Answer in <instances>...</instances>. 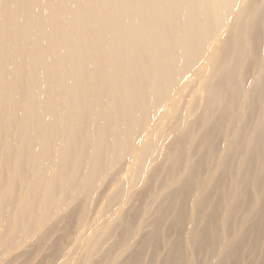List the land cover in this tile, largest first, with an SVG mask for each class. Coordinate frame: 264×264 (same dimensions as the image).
<instances>
[{
    "label": "bare ground",
    "instance_id": "1",
    "mask_svg": "<svg viewBox=\"0 0 264 264\" xmlns=\"http://www.w3.org/2000/svg\"><path fill=\"white\" fill-rule=\"evenodd\" d=\"M0 264H264V0H0Z\"/></svg>",
    "mask_w": 264,
    "mask_h": 264
},
{
    "label": "rangeland",
    "instance_id": "2",
    "mask_svg": "<svg viewBox=\"0 0 264 264\" xmlns=\"http://www.w3.org/2000/svg\"><path fill=\"white\" fill-rule=\"evenodd\" d=\"M114 209L115 208H112L110 211H109V213H111V212H114ZM153 215V213H150V216H152ZM123 230V226H119V227H117L115 230H114V233H113V239H115L116 238V236L117 235H119L120 233H121V231Z\"/></svg>",
    "mask_w": 264,
    "mask_h": 264
}]
</instances>
